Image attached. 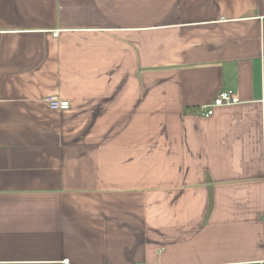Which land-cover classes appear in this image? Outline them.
Wrapping results in <instances>:
<instances>
[{
	"label": "crops",
	"instance_id": "obj_1",
	"mask_svg": "<svg viewBox=\"0 0 264 264\" xmlns=\"http://www.w3.org/2000/svg\"><path fill=\"white\" fill-rule=\"evenodd\" d=\"M0 264H264V0H0Z\"/></svg>",
	"mask_w": 264,
	"mask_h": 264
},
{
	"label": "built area",
	"instance_id": "obj_2",
	"mask_svg": "<svg viewBox=\"0 0 264 264\" xmlns=\"http://www.w3.org/2000/svg\"><path fill=\"white\" fill-rule=\"evenodd\" d=\"M45 103L52 111L63 112L70 109L68 101L59 100L56 97H47ZM238 103V99L232 94L220 92L215 96L211 104L199 107L200 115L204 118H209L213 114V108L229 107L237 105Z\"/></svg>",
	"mask_w": 264,
	"mask_h": 264
}]
</instances>
